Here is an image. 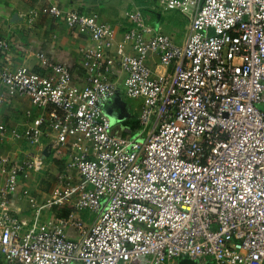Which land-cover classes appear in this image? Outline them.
Here are the masks:
<instances>
[{"label": "built area", "instance_id": "2783aa9c", "mask_svg": "<svg viewBox=\"0 0 264 264\" xmlns=\"http://www.w3.org/2000/svg\"><path fill=\"white\" fill-rule=\"evenodd\" d=\"M152 1L189 17L181 44L139 7L117 46L94 14L50 5L15 17L54 18L90 43L81 79L42 52L40 73L0 67V105L27 98L45 112L21 133L0 123V144L54 134L35 159L0 158L4 263L264 264V0ZM120 89L141 100L135 130L116 132L105 111ZM50 152L64 169L38 205L22 179ZM21 203L30 221L16 218Z\"/></svg>", "mask_w": 264, "mask_h": 264}, {"label": "crops", "instance_id": "0c3cea01", "mask_svg": "<svg viewBox=\"0 0 264 264\" xmlns=\"http://www.w3.org/2000/svg\"><path fill=\"white\" fill-rule=\"evenodd\" d=\"M50 5L56 6L62 11H75L82 15H96L100 23L109 25L115 30V46L120 44L123 33L129 26L125 17L126 13L134 7L141 9L143 15L147 18L148 25L161 32L166 31L165 33L176 35L178 44H181L184 38L181 34L176 33L174 26L176 19L174 17L162 20L155 15L156 8L153 7L152 0L147 3L135 2L134 4L128 0H0V40H4L9 44L8 51L0 50V67H6L11 71L26 67L32 72L40 73L35 52H42L51 61L66 64L81 79L82 71L78 65L83 51L89 46L88 36L70 30L59 20L40 14L33 24L15 19L18 14L27 15L31 10H39ZM126 51L128 52V50ZM148 65L158 73L165 71L157 66V60L153 56L149 57ZM140 106L138 110L128 113L123 125L120 123L118 127H115L116 132H119L121 127L132 130L138 128L136 118ZM44 113L42 109L32 106L27 98L13 99L0 105V123H5L8 127L21 133L36 117ZM52 138H54V134L49 126L45 127V134L38 147L29 146L23 141H16L7 137L0 144V158H6L11 162L35 159L41 153L46 154L45 150ZM46 164H50L51 167L57 170V173L64 169V162L58 158L57 153L50 152L37 171L29 173L26 178L22 179L23 187L36 195L38 205H42L47 201L51 191L50 189L49 193L44 195L43 198L36 191V189H39L42 179L37 184L35 180L37 176L35 175L43 171ZM14 210L16 218L30 221L31 213L27 203L19 204L14 207ZM59 216H66V212H62ZM0 264L6 263L0 260Z\"/></svg>", "mask_w": 264, "mask_h": 264}, {"label": "rangeland", "instance_id": "374dc122", "mask_svg": "<svg viewBox=\"0 0 264 264\" xmlns=\"http://www.w3.org/2000/svg\"><path fill=\"white\" fill-rule=\"evenodd\" d=\"M155 15L162 20L171 19L174 17L176 19L175 29L176 33L181 34L182 37L185 36L184 26L188 23L189 17L184 14H179L177 12H162L160 9L156 10ZM166 32V31H165ZM163 31V33H165ZM169 34V33H165ZM141 100L129 99L125 96L123 89H120L117 97H115L107 106L105 111L113 119L114 127H118L121 123L122 125L125 122V117L128 116V113L131 111L138 110ZM133 115V114H132ZM127 121V120H126ZM113 127V128H114ZM57 173V170L51 167V165L46 164L44 170L37 173V178L35 180L38 184L40 179L39 189H36L38 195L43 198L44 195L48 194L52 184L54 183V178ZM36 182H34L36 184ZM40 198V199H42Z\"/></svg>", "mask_w": 264, "mask_h": 264}, {"label": "water", "instance_id": "95a60500", "mask_svg": "<svg viewBox=\"0 0 264 264\" xmlns=\"http://www.w3.org/2000/svg\"><path fill=\"white\" fill-rule=\"evenodd\" d=\"M178 264H196L188 259H181Z\"/></svg>", "mask_w": 264, "mask_h": 264}]
</instances>
